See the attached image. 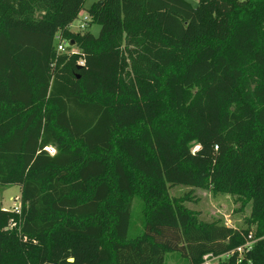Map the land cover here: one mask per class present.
<instances>
[{
	"label": "trees",
	"instance_id": "16d2710c",
	"mask_svg": "<svg viewBox=\"0 0 264 264\" xmlns=\"http://www.w3.org/2000/svg\"><path fill=\"white\" fill-rule=\"evenodd\" d=\"M84 3L0 0V184L21 189L0 264H202L263 235L264 0ZM82 10L98 35L70 30ZM168 184L250 202L247 227L199 219ZM236 257L264 264V240Z\"/></svg>",
	"mask_w": 264,
	"mask_h": 264
},
{
	"label": "rangeland",
	"instance_id": "374dc122",
	"mask_svg": "<svg viewBox=\"0 0 264 264\" xmlns=\"http://www.w3.org/2000/svg\"><path fill=\"white\" fill-rule=\"evenodd\" d=\"M98 0H85L84 8H88L92 3ZM192 5H196L198 0H187ZM88 14L83 10L69 27L74 32L83 33L90 31L94 35H98L100 26L95 23L89 24ZM70 45V46H69ZM67 44L66 50L76 51V45ZM198 146L194 145L193 149ZM48 151L53 154L55 149L49 147ZM20 186L17 184L1 185L0 184V207L3 209H17L20 206ZM168 193L171 197L182 198L186 197L183 204L189 209L198 213L199 219L203 221H219L221 224L235 228H246L247 218L250 215V202L244 203L235 195L227 193H213L209 188H198L188 185L168 184ZM141 199L135 196L132 200V221L129 228V235L134 236L143 230L141 219ZM254 230V226L250 227ZM252 230V231H253ZM166 264H183L175 254L166 255ZM211 264H225L224 259L211 261Z\"/></svg>",
	"mask_w": 264,
	"mask_h": 264
},
{
	"label": "built area",
	"instance_id": "2783aa9c",
	"mask_svg": "<svg viewBox=\"0 0 264 264\" xmlns=\"http://www.w3.org/2000/svg\"><path fill=\"white\" fill-rule=\"evenodd\" d=\"M67 44L69 45L72 43L61 39L59 36H56V48H57L58 52H72L71 50H66ZM76 51H78V50H76ZM78 64L83 65L84 64L83 59L79 60ZM11 210L18 212L19 208L17 209V207H15L14 209H11ZM259 240H264V234L257 237L255 235L254 231L251 230L248 232V235L246 236L243 243H241L240 245L236 246L235 248H233V249H231L225 253H222V254H218V255L207 254V255H205L203 257L204 261L202 262V264H211V261H215V260H219V259L227 260L230 257H232L233 255H237L236 262L238 263L240 261V259L242 258V256L247 251L252 249L254 244Z\"/></svg>",
	"mask_w": 264,
	"mask_h": 264
},
{
	"label": "water",
	"instance_id": "95a60500",
	"mask_svg": "<svg viewBox=\"0 0 264 264\" xmlns=\"http://www.w3.org/2000/svg\"><path fill=\"white\" fill-rule=\"evenodd\" d=\"M71 43H73V41H71ZM81 66H82V65L78 64V67H81ZM68 260H69V261H72L73 258H69Z\"/></svg>",
	"mask_w": 264,
	"mask_h": 264
},
{
	"label": "crops",
	"instance_id": "0c3cea01",
	"mask_svg": "<svg viewBox=\"0 0 264 264\" xmlns=\"http://www.w3.org/2000/svg\"><path fill=\"white\" fill-rule=\"evenodd\" d=\"M81 12H83V10H82ZM81 12H79V14H80ZM86 13H87V12H86ZM79 14H78V15H79ZM71 24H72V23H71ZM71 24L69 25V27L71 26Z\"/></svg>",
	"mask_w": 264,
	"mask_h": 264
}]
</instances>
